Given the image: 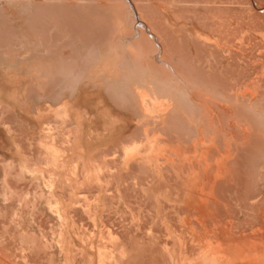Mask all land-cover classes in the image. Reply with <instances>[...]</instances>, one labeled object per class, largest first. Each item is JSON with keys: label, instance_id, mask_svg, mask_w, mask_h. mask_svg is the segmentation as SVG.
Instances as JSON below:
<instances>
[{"label": "rangeland", "instance_id": "374dc122", "mask_svg": "<svg viewBox=\"0 0 264 264\" xmlns=\"http://www.w3.org/2000/svg\"><path fill=\"white\" fill-rule=\"evenodd\" d=\"M130 2L132 5L125 0H0V264H32L23 260V256H25L23 254L26 253V250H28L30 244L33 242H19V123L49 121L54 123L53 127L58 128L55 125L57 121H60L63 122V125L67 126L69 124L67 119L62 116L58 117L55 110L61 106L69 110L72 104L81 109L82 112L84 109L86 110V106H89L86 115L89 117L93 116L95 108L98 106L97 88L92 86L91 83L94 77L92 73L94 72L92 71L93 68H99L98 71L100 72L102 66L107 65L105 67L106 71L102 72L104 73L103 76H100L99 72L96 74L98 79H103L110 73L109 70L112 68V62L116 65L120 62L117 67L121 65L119 69L121 67L123 69L125 64L132 66V60L139 61L150 67L153 73L155 72L154 75H151L153 77L149 75L150 78H148V74L142 73L140 76L138 74L141 71L127 66L131 68L130 70L133 69L131 73L137 80L134 79L135 84H140L139 80L143 78L142 76H146L150 79L146 86L148 89L152 86V89L159 97L163 98L164 96V99L169 97L178 103L180 102L179 105L182 108L180 107L175 117L173 116V120H171V117L168 120V122L170 121L171 128L168 126L169 123H167V128L164 126L163 128L158 121L152 123L151 126L149 125L150 129H154V126L157 129H154L155 131L153 129L152 131L149 130L151 134L164 132L169 137V140L179 137L180 146L183 145L182 147L185 150L187 149V154L183 152L180 157L189 156V151L191 152L192 148L195 149L194 158H197L201 153H207L204 147L208 142V136H205L206 139L203 137L205 133H202L203 128L205 126L204 131H206L205 135H207L210 128L207 127L209 126L208 124H210L211 120L212 123L214 122L215 113L212 106H216V111L220 110V108L226 106L225 104H227L228 99L218 96L222 94L218 90L222 88L233 89L235 90L234 94L237 95V99L242 101L264 99L262 97H247L248 94H258L254 91L255 88L264 89V0H131ZM137 13L140 15L141 20L146 21V23L148 22L147 24L151 27L157 39L155 37L152 39L150 34L142 31L139 35L140 20ZM154 43H159L161 49H158ZM165 59L166 61L170 59L167 62H170L171 65H177L175 62H178L179 60L177 59H180L183 63L184 76L187 82L190 84L196 82L195 84H197V88L199 87L200 91H198L200 94L195 92L197 99L202 95L199 97L198 102H196L197 109L193 108L192 110V105L187 94L179 93L175 86L170 84L171 81L169 80L173 77V74L171 71H164ZM186 64H189L190 67ZM208 64L213 71H210ZM222 67L223 70H221ZM162 78L164 80L159 84V79ZM78 79L81 81H78ZM151 79L153 80L151 81ZM115 86L104 81L102 94L106 96V100L109 97L116 100L118 99L117 96L122 94H126L128 99L132 96L133 101L129 99L130 108L128 106L126 111L117 115L122 117V120L130 118L132 124L137 119L142 118L141 121H143L144 117L145 122H140L136 126V128L139 126L138 131H140H136V137L140 138L139 140L136 138V140L140 141L143 138L142 134H140L143 123L150 124L149 120L153 122V119H150V116L141 112L142 109H139L136 104L132 105V103H135L132 93L135 92H132L127 87H123L124 91L121 92V87ZM112 87H114L113 90L117 88L118 91L112 90L113 93L111 91ZM72 95L77 96L79 100L73 102L70 99ZM201 97L202 99H200ZM95 104L96 106H94ZM134 105L136 108L133 107ZM132 107L133 109H131ZM137 108L139 111L138 115L141 113V116H135ZM204 109L205 111H203ZM115 110L119 112V109ZM209 111L213 114L211 117L208 115L211 114L208 113ZM220 111L224 112L222 109ZM130 113H134L132 114L133 116H130ZM200 113L201 115L203 114L202 120L200 119ZM141 123L142 126H140ZM132 124H129V129ZM213 124H210V126ZM215 124L217 125V120ZM215 124L214 126H216ZM214 126H211V128L218 129L219 127L216 128ZM68 127L69 125L59 129L63 128L62 131H64ZM173 129L179 133V136L173 134ZM46 131L47 129H45ZM55 131L58 132L57 130ZM196 135L198 136L197 139H195ZM61 137L63 136L61 135ZM61 137L57 135L59 140L56 139V142L58 141V144L65 146L66 151L59 157H64V162L67 160L69 164L68 140ZM217 138V140L220 139L219 137ZM198 143L200 144L199 146ZM197 148H200L198 149V155H196ZM221 163L218 160L216 161L217 169L221 167ZM185 164L181 161V165L176 171L177 173L171 171H168L167 175L164 173L166 179L169 177V181L173 175L176 178L174 181V178L172 179L171 177L174 184L178 183L173 188L179 189V181L182 180V177H177L175 174L181 175L182 167ZM199 164H201L199 168L205 167L203 162ZM194 167L198 168V165H194ZM185 168L187 169H184L183 172L189 169L188 166ZM102 178L100 177L101 180ZM178 178L181 180H178ZM96 179L95 181L97 182ZM148 179L144 178L143 185L146 184V187L149 184L147 182ZM96 182L95 184L99 191H97L98 201L95 203L96 205L99 203L102 207L97 205V210L95 209L97 208L96 205L93 207L97 217V220H94L95 224L92 220H82L81 224L73 225L75 226L74 229L67 230L66 232H70L75 238L76 235H79L81 238H79L80 240L75 239L73 240L74 242H70L71 246H66L67 249L65 247L63 252L57 245L55 248L56 241L53 242L54 254H56L52 257L53 261H55L52 264H58L57 262L59 264H64V262L65 264H112L110 261H101L96 253V246L100 243L104 247V252H111L113 244H117V242L110 239L109 235L111 233L119 234L121 242L125 244V249L129 253L128 256L131 258L130 260L119 258L118 252H116L114 254H116L118 264H122L123 260V264H175L173 258L178 256H171L173 254L184 252L187 258H195L201 251L213 254L218 249L216 247L217 244L227 242L223 240L224 238H238L240 236H249L246 237L244 243L253 244L251 246L252 251L250 250L251 248L249 249L250 255L253 258H257V256L253 255L252 252H256V255L257 251L264 254V243H262V241L264 242V220H254L251 223L249 221L247 230L242 234H228V232L220 231L216 235H213V227L207 224V219H199L196 209H187L181 206L179 210L178 207L174 209L170 207V210L168 207L170 205L163 201L160 204L167 211L170 210L169 216L171 215L172 220H131L129 209L123 203L118 205V210L111 208V196L106 190L101 192V189H104L107 184L105 186V182L104 185L102 183V188ZM173 183H170L171 187ZM153 185V188H160L158 183H154ZM183 186L180 184L179 190L187 189V187L190 188L189 186L183 188ZM164 187L171 188L169 186ZM194 188L206 189L207 187H202L201 185V187ZM104 192L105 195H108V200H105L104 194H100ZM124 198L127 203L131 201L132 204L133 202L135 208H141V212L153 210L154 205L158 204V199H160L159 197H152L151 200L147 201L142 196V192H140V197L127 194ZM141 200H143L142 203ZM139 203L140 205L142 204L141 207L136 205ZM116 211L119 217L122 216L124 219L122 220L121 218L120 224L113 228L111 220L104 219H107L112 213L115 214ZM81 213L87 215L82 209ZM185 216H188L190 220L182 221ZM67 221L72 226V220ZM85 221H89L90 225L87 223L83 224ZM148 221L150 224H148ZM52 222H56L53 225V231L59 232V220H52ZM187 226H189V230ZM148 227H153L150 236L146 233ZM109 228L112 230H109ZM192 234H194V237ZM157 235L161 237L159 238ZM89 236H93L94 238L89 239ZM98 237L100 238L99 240ZM261 238L262 240H260ZM247 239L250 241L248 240V242ZM229 241L232 242L234 240ZM92 242V246L86 245ZM44 243L46 244V242ZM255 244H258V246ZM84 245H86V248L83 247ZM68 251H70L71 256L65 255V252L69 254ZM237 251L240 256L247 253L246 249H237ZM148 252H151L153 256H148ZM231 252L234 251L231 250ZM132 253L135 255L132 256ZM61 257L63 260L61 259L60 261ZM197 263L195 262V264ZM232 264L242 263L237 262ZM250 264H253V262ZM254 264L262 263L255 262Z\"/></svg>", "mask_w": 264, "mask_h": 264}, {"label": "bare ground", "instance_id": "6f19581e", "mask_svg": "<svg viewBox=\"0 0 264 264\" xmlns=\"http://www.w3.org/2000/svg\"><path fill=\"white\" fill-rule=\"evenodd\" d=\"M126 2H129L130 4H131V0H125ZM132 5V4H131ZM137 16H138V19L140 20V31H139V35L141 34V31L142 32H146V34H150L151 36L150 37H152V39H153V37H155V39H157V37L155 36V34H153V32H152V29H151V27L146 23V21H144V20H141V17H140V15L137 13ZM155 44V46L158 48V49H161V46H160V44L159 43H154ZM159 52H161V51H159ZM118 59V58H117ZM137 59V58H136ZM170 60V59H169ZM169 60H167V61H169ZM177 60H179L178 62H175V61H173V62H175V63H177V65L175 64V65H171L170 64V62H167L166 61V59H165V61H164V66H163V69H164V71H166L167 72V70L168 71H171L172 72V76L173 77H171L170 78V80L169 81H171L170 82V84L171 85H173V86H175V88H176V90H178L179 91V93L181 92V94H187L188 95V99H189V101H190V103H191V105H192V110H193V108L195 109L197 106H196V102H198V99H199V97L200 96H202V95H200L199 97H198V99H197V95L195 94V92H197V94H200V93H198V91H199V87L197 88V84H195V83H193V84H190L189 82H187V80H186V77L184 76V73H185V71H184V68H183V66H182V62H181V60L180 59H177ZM211 60V59H210ZM113 61H114V59H113ZM131 61V60H130ZM112 62V61H111ZM111 62H109V63H111ZM116 63V62H115ZM120 63V62H119ZM119 63L117 64V65H119ZM125 63V62H124ZM133 63V64H132ZM172 63V62H171ZM107 64V63H106ZM131 64H132V66L129 64V65H126V67L124 68V66H123V69H122V67L119 69V67L121 66H118L117 67V65L116 64H114V62H112V68H110V70H109V72L110 73H108L107 75H106V77H104L103 79H98V77L96 76V74H98V69L99 68H93V70H92V68H91V70L92 71H94V72H92L93 73V78H92V80H91V83H92V86H94V87H96L97 88V90H96V93H97V103H98V106H97V108H95V114L93 115V116H91V117H89V116H87L86 115V113L88 112V107L89 106H86V110L84 109H82L83 110V112L81 111V109H79L77 106H75V105H73L72 104V107L69 109V110H66L65 109V107L64 106H61V107H59L58 109H56L55 110V113L57 114V116L58 117H63V118H66L67 119V121H68V125H69V127L68 128H66L67 130H64V131H62V129L63 128H65V127H67V126H65V125H63L62 123L63 122H60V121H57V123H56V125L55 126H57L58 128H56V127H52V125H49L48 126V128H47V133H48V135H49V137L51 138V141H53V142H50V144L48 145V146H54L53 144H55V142H56V139H58L57 138V135H59L60 137H61V135L63 136V137H61V138H65V139H67L68 140V144H67V146H68V156L70 157L69 159V165H70V167L68 166V168L71 170V174L74 176L72 179L73 180H77V178L75 177V176H79V172H80V174H81V180L79 181V180H77L79 183L77 184V181L75 180L74 181V183H76L77 184V186L78 185H87V184H89V186H91L92 187V185L94 184L93 183V180L95 181V179L97 180V182H98V184L100 185V186H102V183H103V185H104V182H105V186H106V184H107V188H108V186H110V185H112L111 183L113 182V180L116 182V185H115V190H116V193H117V198H118V205L120 204V203H123L124 204V206H126L128 209H129V212H130V214H131V220H172V218H171V215L169 216V211L171 210V208H176V207H178V210H179V208L181 207V206H183V207H185V208H187V209H190V208H193V209H196L197 210V212H198V215H199V219L200 220H208V218H209V215H210V217L212 216V209H211V201H210V195H209V193H208V191L207 190H202V189H200V190H198V191H194V190H179L180 189V183H179V189L177 190L176 188H173V187H175L174 185L176 184H174L173 182H172V179L174 178V181H175V177H174V175H173V177H172V179H171V177H170V181L168 180L169 179V177H167L168 179H166V176H164V173L166 174L168 171H171V172H176L178 169H179V166L181 165V161L182 162H184V164L185 163H187V164H185L186 166H188V168H189V171L191 172V175L189 174L187 177H186V179H188V181H189V179H191V181H195V179H197V176L195 175L196 174V172H195V170H194V165H198V169H205V172H206V169L208 168V160H207V158L209 157H207L206 158V153H201L200 155H198L199 153H198V149H200V148H197V153H196V155H198V157L196 158H194V156H195V149L194 148H192V150H191V152L189 151V153L190 154H188L189 156H184V157H180V155H182L183 154V152L184 153H186L187 154V149L185 150L184 149V147H182L183 145H181L180 146V144H179V140L180 139H178L179 137H177V138H173L172 140H169L168 138V136L164 133V132H156V134H151V132L150 131H152V129L153 128H151L150 129V127H149V125L151 126L152 125V123H156L157 121H158V123L163 127H166L167 125V120H170L171 118V120H173V116L175 117V114L180 110V105H179V103L178 102H176L174 99H171V98H165L164 99V96H163V98H161V96L159 97L155 92H154V90L152 89V86H150L149 88L151 89H148L146 86L148 85V83H149V81H150V79H148V78H150V76L151 75H154L155 74V72L153 73V71L151 70V68L150 67H147L146 65H144L143 63H141V62H137V61H134V60H132V62H131ZM191 64V63H190ZM200 64V63H199ZM98 65V64H97ZM187 65V64H186ZM209 65V64H208ZM212 65V64H211ZM107 66V65H106ZM106 66H102V70L99 72V74H100V76H103L104 75V73H102L104 70H105V67ZM110 66V65H109ZM108 66V67H109ZM127 66H131V68L133 67L135 70H138V71H141L138 75H142V73H144L145 75H147L148 74V78L145 76H142L143 78H141L140 80H139V82H140V84H135L134 83V75L131 73V72H133L132 70H130L131 68H129V67H127ZM184 66H185V64H184ZM187 66H189L190 67V65L188 64ZM107 67V68H108ZM106 68V69H107ZM185 68H187V67H185ZM195 68V67H194ZM194 68H193V70H194ZM201 68V67H200ZM205 68H206V66H205ZM214 68V67H213ZM189 70H190V68H188ZM209 69H210V71L212 70L211 68H210V65H209ZM208 69V70H209ZM187 70V69H186ZM206 70V69H205ZM221 70H223V67L221 68ZM220 70V71H221ZM106 71V70H105ZM213 71V70H212ZM135 72V71H134ZM205 72V71H204ZM203 72V73H204ZM207 72V71H206ZM209 72V71H208ZM186 73H188V72H186ZM200 73V72H199ZM202 73V72H201ZM210 73V72H209ZM221 73H223V72H221ZM143 74V75H144ZM211 74V73H210ZM215 74V73H214ZM80 75V74H79ZM89 75H91V74H89ZM88 75V76H89ZM140 75V76H141ZM165 75V74H164ZM74 76V75H73ZM92 76V75H91ZM132 76V77H131ZM156 76V75H155ZM151 77H153V76H151ZM209 77V76H208ZM211 77V76H210ZM75 78V77H74ZM78 78V77H77ZM164 78H166V77H164ZM205 78V77H204ZM81 79V78H80ZM80 79H78V81L80 80ZM154 79V78H153ZM153 79H151V81L153 80ZM73 80V79H72ZM77 80V79H76ZM87 80H88V77H87ZM136 80V79H135ZM162 80H164L163 78L162 79H159V84L162 82ZM167 80V79H166ZM81 81V80H80ZM86 81V80H85ZM84 81V82H85ZM104 81H106L107 83H109V84H111L112 86H114V87H116L115 85H117V87L119 88V87H121V92L122 91H124V89H123V87H127V88H129L130 90H132V92H135V93H132L133 95H134V99H135V103H132V105L133 104H136V106L137 107H139V109H142V111L141 112H143L144 114H146V115H148V116H150L149 118L150 119H153V122H151L152 120H149L150 121V124H144L143 123V127H142V132L140 133V134H142L141 136L143 137L140 141H138L140 138H137L136 137V134H134V130L132 129V128H130L129 129V124H131L130 122H131V119L129 118V116H128V120H126V119H123L122 120V117H119L117 114L119 113H123L124 111H126L128 108V106H129V99H131L130 101H133V99L130 97L129 99H128V97L126 96V94H122V95H118L117 97H118V99H112V97H109V98H111V99H109L108 98V100L110 101H108V100H106V96L105 95H103L102 94V88H103V86H104ZM137 81V80H136ZM135 81V82H136ZM74 82V81H73ZM76 82V81H75ZM89 82V81H88ZM126 82V83H125ZM156 82V81H155ZM217 82V81H216ZM166 83V82H165ZM169 83V82H168ZM168 83H167V85H168ZM77 84H78V82H77ZM121 86H120V85ZM125 84H126V86H125ZM254 84H256L255 82H254ZM87 85V84H86ZM158 85V84H157ZM166 85V86H167ZM85 86V85H84ZM83 86V87H84ZM129 86V87H128ZM164 86V85H163ZM170 86V85H169ZM173 86H171V87H173ZM255 86V85H254ZM80 87V86H79ZM82 87V86H81ZM86 87V86H85ZM94 87H92V88H94ZM114 87H112V89H111V91L114 89ZM127 88H125V89H127ZM117 88H115V90H113V91H118V89L116 90ZM254 89V88H253ZM256 89V88H255ZM255 89H254V91H255ZM79 90H81V89H79ZM78 90V91H79ZM221 90H223V88L221 89ZM257 90V89H256ZM109 91V90H108ZM112 91V92H113ZM76 92V91H75ZM119 92H120V90H119ZM127 92V91H126ZM200 92V91H199ZM222 92V91H221ZM224 92V91H223ZM252 92V91H251ZM79 93V92H78ZM114 93V92H113ZM117 93V92H116ZM124 93V92H123ZM74 94H76V93H74ZM167 95V94H166ZM169 95V94H168ZM253 95H254V93H253ZM71 96V95H70ZM166 97V96H165ZM193 97V98H192ZM207 97V96H206ZM208 98V97H207ZM211 98V97H210ZM239 98V97H238ZM62 99V98H61ZM70 99H72V101L73 102H76V101H78L79 100V98L77 97V96H73L72 95V98H70ZM200 99H202V97L200 98ZM212 99V98H211ZM240 99V98H239ZM119 100V101H118ZM204 100H206V99H204ZM209 100V99H208ZM118 101V102H117ZM201 101V100H200ZM203 101V100H202ZM238 101V100H237ZM63 103V102H62ZM84 103V102H83ZM234 104H235V102H233ZM64 104V103H63ZM65 105V104H64ZM131 105V106H132ZM225 105H227V104H225ZM237 105V104H236ZM235 105V106H236ZM94 106H96V104L94 105ZM136 106L134 105L133 107H135L136 108ZM201 106V105H200ZM220 106H223V105H220ZM69 107V106H68ZM92 107H93V105H92ZM117 107V108H116ZM133 107L131 108V109H133ZM219 107V106H218ZM229 107V110L228 111H230L231 110V114H232V109L233 108H231V106H228ZM228 107H223V108H220V110L222 109L223 111H226V110H224V108H226V109H228ZM234 107V106H233ZM129 108H130V106H129ZM182 108V107H181ZM115 109H119V112H117ZM130 109V110H131ZM197 109V108H196ZM203 109V108H202ZM238 109V108H237ZM129 110V111H130ZM137 110V111H136ZM135 111L137 112V114H135V116L137 115V116H139L138 115V108L136 109ZM92 111H93V109H92ZM129 111H127V112H129ZM203 111H205V109L203 110ZM208 111V110H207ZM235 111V110H234ZM233 111V112H234ZM131 112H132V110H131ZM201 113H205V112H201ZM201 113H200V115H201ZM208 113H211V114H208ZM208 113H206V114H208L209 115V117H211V115H213L212 114V112L211 111H209ZM215 113V112H214ZM226 114H227V111L225 112ZM230 113V112H229ZM235 113L236 112H234L233 114H232V116L234 117L235 116ZM131 114V113H130ZM132 114H134V113H132ZM130 115V116H133V115ZM222 114H223V112H222ZM239 114V113H238ZM216 114H214V116H215ZM218 115V114H217ZM221 115V114H220ZM224 115V114H223ZM122 116V115H121ZM141 116V115H140ZM142 116H144L143 114H142ZM219 116V115H218ZM123 117H125V116H123ZM171 117V118H170ZM208 117V118H209ZM216 117V116H215ZM126 118V117H125ZM148 118V117H147ZM169 118V119H168ZM203 119V114L201 115V117H200V119ZM218 118H220V116L218 117ZM222 118V117H221ZM237 118V117H236ZM132 119H134L133 117H132ZM201 119V120H202ZM216 119L217 118H213V123L215 124V122H216ZM223 119V118H222ZM142 120V118L141 119H137L135 122H134V124H135V126H137V124L139 125V123L140 122H143L144 121V117H143V121H141ZM175 120V119H174ZM211 120V119H210ZM209 120V121H210ZM221 119H219V121H220ZM134 121V120H133ZM149 121H147V122H149ZM199 121V120H198ZM234 121L236 122V119H235V117H234ZM145 122V121H144ZM170 122V121H169ZM168 122V123H169ZM66 123V122H65ZM212 123V120L210 121V124H213ZM210 124H208L209 126H207V127H210L211 128V126H214V124L213 125H211L210 126ZM233 124H234V122H233ZM84 125H86L85 127H84ZM157 125V124H156ZM216 125V124H215ZM220 125H221V121H220ZM220 125H219V122H218V120H217V125L216 126H214V127H218V129L220 128ZM46 126V125H45ZM140 126H142V123H141V125ZM159 126V125H158ZM169 127H170V123H169V125H168ZM197 126V125H196ZM61 127H63L61 130L59 129V128H61ZM163 127V128H164ZM46 128V127H45ZM45 128H44V130H45ZM134 128V127H133ZM141 128V127H140ZM167 128V127H166ZM165 128V129H166ZM171 128V127H170ZM197 128H199V127H197ZM204 128H205V126H204ZM204 128H203V132H202V130H201V132L202 133H206V131H204ZM209 128V129H210ZM221 128H222V125H221ZM221 128L219 129V130H221ZM246 128V127H245ZM154 129H155V126H154ZM153 129V131H155V130H157V129H155L154 130ZM218 129H215L214 128V130H216V132H217V130ZM55 130H57L58 132H56ZM139 130V126H138V128H136V131H138ZM150 130V131H149ZM211 130H213V127L211 128ZM213 130V131H214ZM162 131V130H161ZM176 131V130H175ZM174 131V129H173V134H175V135H177V136H179V133H177V132H175ZM213 131H208V133L210 132V134H215V132H213ZM60 132V133H59ZM138 132H140V131H138ZM172 132V131H171ZM213 132V133H212ZM222 132V130L218 133L217 132V135H221V136H223V133H221ZM153 133V132H152ZM205 133L203 134V137L205 138V136H207V135H205ZM55 134H57V135H55ZM193 134H195V133H193ZM192 134V135H193ZM181 135V134H180ZM186 135V134H185ZM191 135V136H192ZM197 135H199L198 133H197ZM195 136V139H197L198 138V136ZM217 135H214V138L213 139H218L217 137H219V136H217ZM210 136V135H209ZM215 136H216V138H215ZM220 136V137H221ZM45 137V136H44ZM134 137H136L138 140H136V138H134ZM139 137V136H138ZM176 137V136H175ZM211 137V136H210ZM123 139H126V140H124L123 141ZM206 139V138H205ZM208 141L210 142L211 140V138H209L208 137ZM222 138H220V140H221ZM45 140V139H44ZM59 140V139H58ZM216 140H214V141H216ZM219 140V141H220ZM128 141V142H127ZM160 141V142H159ZM197 141V140H196ZM207 141V140H206ZM213 141V142H214ZM218 141V142H219ZM58 142V141H57ZM56 142V144H58ZM60 142V141H59ZM117 142H119L118 143V145H115V143L117 144ZM181 142V141H180ZM195 142V141H194ZM209 142H207V144H205V150H207V146H209L210 145V147H211V144L209 143ZM212 142V144H216V143H213ZM49 142L47 141V144H48ZM65 143H67V142H65ZM109 143H114L113 144V146L115 145V148L113 149V151L111 152V153H107L106 152V148H107V150H108V144ZM196 143V142H195ZM208 143H209V145H208ZM47 144H45V146L47 145ZM183 144V143H182ZM43 145V144H42ZM196 145V144H195ZM200 144L198 143V146H199ZM217 145V147H219L218 146V144H216ZM47 147V146H46ZM58 147H59V144H58ZM188 147V146H187ZM186 147V148H187ZM45 148V147H44ZM48 149L50 148V147H47ZM52 148V147H51ZM50 148V149H51ZM54 148V147H53ZM52 148V149H53ZM56 148V147H55ZM53 149V151L52 152H54V155H56L57 153H58V156H61L59 153L60 152H57L58 151V149ZM202 148H203V146H202ZM203 148V149H204ZM211 148H214V146L213 147H211ZM47 149V150H48ZM57 150V151H56ZM60 151H61V149H59ZM63 150V149H62ZM188 150H189V147H188ZM210 150H212V149H210ZM51 151V150H50ZM50 151H48V152H50ZM186 151V152H185ZM202 151V150H201ZM213 152L215 153L216 151H214L213 150ZM220 152H221V150H220ZM208 153H209V151H208ZM217 153V152H216ZM51 154V153H50ZM52 155H53V153H52ZM53 155V156H54ZM63 155H67V154H63ZM57 156V162L60 160L59 159V157ZM214 155H212V157H213ZM66 158H67V156H65ZM218 157H219V155H218ZM218 157H216V158H218ZM62 158V157H61ZM64 158V157H63ZM214 158V157H213ZM54 160V159H53ZM210 160V159H209ZM22 161V160H21ZM25 161V160H24ZM46 161H48V160H46ZM63 161V160H62ZM54 162H55V160H54ZM200 162H203L204 163V168H199L200 166L199 165H201V164H199ZM22 163V162H21ZM27 163V162H26ZM47 163V162H46ZM50 164V163H49ZM49 164H47V167H48V169L52 172L53 171V169H57L56 168V166L55 167H50V166H48ZM66 164L68 165V163H67V160H66ZM65 164V165H66ZM21 165V164H20ZM25 165V164H24ZM52 165V164H51ZM64 165V164H63ZM64 165V166H65ZM66 165V166H67ZM183 165V164H182ZM184 165V166H185ZM26 166H28V165H26ZM41 166V165H40ZM45 166V167H44ZM43 167H44V169H45V172H46V165H44ZM53 166V165H52ZM183 166V167H184ZM185 166V167H186ZM23 167V166H22ZM182 167V173H183V170L184 169H187V168H183ZM25 168V167H24ZM24 168H23V170H24ZM28 168H31L30 166L28 167ZM50 168H52V169H50ZM181 168V167H180ZM26 169V168H25ZM33 169H34V167H33ZM33 169H32V172H35V171H33ZM44 169H43V172H44ZM197 169V170H198ZM29 171L31 170V169H28ZM48 170V171H49ZM57 170H61V169H57ZM58 172V171H57ZM56 171H55V173H57ZM60 172V171H59ZM58 172V173H59ZM65 172V171H64ZM66 172H69V171H66ZM78 172V173H77ZM179 172V171H178ZM47 173V172H46ZM53 173V172H52ZM52 173H51V175H52ZM177 173V172H176ZM180 173V172H179ZM181 173V174H182ZM219 173V172H218ZM33 174V173H32ZM31 174V175H32ZM60 174H62V171L60 172ZM78 174V175H77ZM104 174V176L105 177H107L106 178V180L105 181H102L101 179H100V177H102V176H100V175H103ZM149 174L151 175V179L150 180H152V184L148 187H144L146 184H144V186L142 185L143 183H141V180L143 179V177L145 176V177H147V176H149ZM174 174V173H173ZM48 175V174H47ZM64 175V174H63ZM67 175L69 176V174L67 173ZM167 175V174H166ZM171 175V174H170ZM175 175H177V177H179L180 176V178L182 177L180 174H179V176H178V174H175ZM199 175V174H198ZM56 176H58V174H56ZM66 176V175H65ZM60 177V176H59ZM95 178V179H94ZM180 178H178V180L180 179ZM212 178V177H211ZM53 179H54V176H53ZM60 180H62V179H60ZM65 180H67V179H65ZM100 180H101V182H100ZM110 180H112V182L111 183H109L110 182ZM68 181H70L71 182V179L70 180H68ZM173 183V184H171L172 185V187L170 186V183ZM216 181V180H215ZM214 181V182H215ZM43 182H45V180L43 181ZM56 182V181H55ZM62 182V181H61ZM96 182V181H95ZM96 182V183H97ZM147 182H148V180H147ZM146 182V183H147ZM176 182H177V180H176ZM183 183L185 182L184 181V179H183V181H182ZM52 183H54V181L52 182L51 181V186H52ZM91 183H93V184H91ZM114 183V182H113ZM154 183H158L159 184V186L160 185H166V186H169V187H171V188H165L164 186H162L163 187V189H161V188H159V186H158V188L159 189H156V188H153L154 187ZM188 183V182H187ZM189 183H190V181H189ZM216 183V182H215ZM45 184H47V183H45ZM50 184V183H49ZM57 184V183H56ZM71 184H73V183H71ZM91 184V185H90ZM110 184V185H109ZM192 184H194V182H192ZM191 184V185H192ZM54 185V184H53ZM153 185V186H152ZM176 185H178V183L176 184ZM182 185V184H181ZM184 185V184H183ZM188 185V184H187ZM195 185V184H194ZM202 185V184H201ZM213 184H211V186H212ZM47 186V185H46ZM60 185H57V188L59 187ZM88 185L86 186L87 188L86 189H88L87 191H89L90 190V187H89ZM94 187H95V185H93ZM189 186H190V184H189ZM204 186V185H203ZM210 186V187H211ZM56 187V186H55ZM75 187V186H74ZM79 187V186H78ZM77 187V188H78ZM85 187V186H84ZM97 187V186H96ZM105 187V188H106ZM182 187V186H181ZM186 188V186H183V188ZM46 188H48V187H46ZM49 188H51V193L50 194H52V196H54V194H53V192H52V188H54L53 186L52 187H50L49 186ZM48 188V189H49ZM64 188V187H63ZM72 188V187H71ZM76 188V187H75ZM80 188V187H79ZM78 188V189H79ZM102 188H103V186H102ZM101 189V192L103 191V190H106V189ZM110 188V187H109ZM153 188V189H152ZM188 188V187H187ZM191 188V187H190ZM189 188V189H190ZM194 187L192 186V189H193ZM77 189V190H78ZM83 189V188H82ZM85 189V188H84ZM86 189H85V191H86ZM111 189V188H110ZM195 189V188H194ZM57 190V189H56ZM59 190H60V188H59ZM63 190V189H62ZM66 190H68V186H67V189ZM73 190H74V188H73ZM137 190H140V192H142V196H144V198L145 199H147V201L148 200H151V198L152 197H159L160 199H158L159 200V202H158V204H160V202L162 203V201L165 203V202H167L168 203V205H170V206H168L169 208H170V210H166L165 208H163V206L160 204V205H158V204H156V205H154V207H153V210H148V211H143V212H141L140 211V209L139 208H135V206L133 205V202H132V204H131V201H129L128 203L127 202H125V196L128 194V193H126V192H128V191H130V192H132L133 193V195H135V196H138V197H140V193H139V191L138 192H136ZM43 191V190H42ZM86 191V192H87ZM91 191H93V190H91ZM99 191V190H98ZM112 191V190H111ZM110 191V192H111ZM134 191H135V193H134ZM57 192V191H56ZM56 192H54V193H56ZM62 192V191H61ZM90 192V191H89ZM94 192V191H93ZM46 193V191L44 192V194ZM70 193V192H69ZM90 193H92V192H90ZM108 193V192H107ZM57 194V193H56ZM71 194V193H70ZM101 195L102 194H104V196L106 197V199L105 200H108L107 199V197H108V195L106 194L105 195V192L104 193H100ZM115 193L113 192V194H112V197H113V195H114ZM49 195V194H48ZM59 195V194H58ZM57 195V196H58ZM63 195V194H62ZM79 195V194H78ZM109 195H111L110 193H109ZM132 195V194H131ZM41 197L42 196H44V195H40ZM49 196H51V195H49ZM115 196L116 195H114V197L113 198H115ZM59 197V196H58ZM61 197V196H60ZM79 197V196H78ZM98 197V196H97ZM102 197V196H101ZM143 198V200H145ZM256 198V197H255ZM41 199V198H40ZM53 199H55V198H53ZM56 199H58V198H56ZM60 199V198H59ZM59 199H58V201H59ZM62 199V198H61ZM66 199H68V198H66ZM69 199H70V196H69ZM74 199V198H73ZM76 199H77V196H76ZM79 200L81 199V203H79V200H76V202H70V203H73L72 204V206L73 207H78V205H80L81 207H82V210L84 211V213H86L87 215H88V217H89V221H91L92 220V222L94 223L95 221H94V217L92 216V208L96 205V201H98V199L96 198H94L93 200H91V198H89V194H83V195H81V197H79L78 198ZM75 200V199H74ZM115 201H116V198L114 199ZM114 200H113V203H114ZM143 200H141V203H142V201ZM155 200V199H154ZM260 200V199H259ZM57 201V200H56ZM62 201V200H61ZM78 201V202H77ZM128 201V200H127ZM136 201H137V199H136ZM258 201V200H257ZM96 202V203H95ZM105 202V201H104ZM138 202V201H137ZM259 203H260V201H258ZM21 203V202H20ZM19 203V204H20ZM55 203H58V202H55ZM63 203H66V201H63ZM69 203V202H68ZM112 203V204H113ZM146 203V202H145ZM151 203V202H150ZM156 203H157V201H156ZM163 203V205H165ZM252 203V202H251ZM255 203V202H254ZM253 203V204H254ZM258 203V204H259ZM76 204H78V205H76ZM153 204H155V203H153ZM58 205V204H57ZM60 205H61V203H60ZM63 205V204H62ZM66 205H68V204H66ZM65 205V206H66ZM98 206H101V205H99V203L97 204ZM97 205H96V207H97ZM132 205V206H131ZM138 207H141L142 206V204L140 205V203L139 204H136ZM264 205V204H263ZM49 206H50V208H51V206L52 205H50L49 204ZM64 206V205H63ZM134 206V207H133ZM145 206H146V204H145ZM249 206H251V205H249ZM257 207V203L254 205V207ZM62 207V206H61ZM102 207V206H101ZM112 207V206H111ZM114 207V206H113ZM254 207L252 208V209H254ZM260 205H259V209H260ZM66 208H68V207H66ZM65 208V209H66ZM80 208V207H79ZM108 208V207H107ZM168 208V209H169ZM250 207H249V210L251 209ZM263 208V207H262ZM261 208V209H262ZM52 209H54V212H55V214H56V216L59 218V222H60V225H59V235L57 236V240H56V242L53 240L54 238H52L51 239V242H52V240L55 242V248H56V245L60 248V249H62V252H63V249H65V247L66 246H71L70 244V240H71V238H70V240L68 241V239H67V241H65L66 239V237H63L64 235H62V232L64 233H66V231L68 230V229H74V227L75 226H73V225H76L74 222H73V220H72V222L71 223H73L72 224V226H70V224L68 223V221L67 220H69V219H67L66 220V218L68 217H64L65 218V220H62L61 219V215H62V210H59V209H57V208H54V207H52L51 208V210ZM74 209V208H73ZM72 209V210H73ZM76 209V208H75ZM78 209V208H77ZM96 210L98 209V207L97 208H95ZM251 209V210H252ZM256 209L257 208H255L254 209V211H256ZM50 210V209H49ZM79 210V209H78ZM94 210V209H93ZM106 210H108V209H106ZM105 210V211H106ZM118 210V209H117ZM142 210H144V209H142ZM178 210H177V212H178ZM250 210V211H251ZM66 211V210H65ZM68 211H71V209L70 210H68ZM173 211H175V210H173ZM248 211V210H247ZM64 212V211H63ZM95 212V211H94ZM97 212V211H96ZM107 212V211H106ZM105 212V213H106ZM109 212H111V211H109ZM176 212V211H175ZM180 212V211H179ZM252 212V211H251ZM71 213H73L72 211H71ZM105 213H103V214H105ZM182 213H183V210H182ZM248 213V212H247ZM254 213V214H253ZM253 213H251V214H253V215H255L256 213L255 212H253ZM64 214H66V213H64ZM63 214V215H64ZM74 214V213H73ZM71 215V216H73V217H75V215ZM76 214H77V211H76ZM95 214V213H94ZM106 214H108V213H106ZM105 214V215H106ZM110 214V213H109ZM117 214H118V212H117ZM171 214V213H170ZM250 214V213H249ZM260 213H258V215H259ZM67 215V214H66ZM99 215V214H98ZM113 215V214H112ZM112 215H109L108 217H107V219L110 217V216H112ZM116 215V214H115ZM173 215V214H172ZM180 215V214H179ZM71 216H69V217H71ZM103 216V215H102ZM121 216V215H120ZM129 216V215H128ZM177 216V215H176ZM191 216V215H190ZM20 217V216H19ZM82 217H83V215H82ZM125 217H126V215H125ZM180 218H182L181 216H179ZM247 217V216H246ZM251 217V216H250ZM254 217V216H253ZM253 217H252V219H253ZM72 218V217H71ZM97 218V217H96ZM100 218V217H99ZM120 218H122V220L124 219L122 216L120 217ZM173 218H175V217H173ZM179 218V219H180ZM217 218V217H216ZM255 218H257V217H255ZM254 218V219H255ZM116 219H117V217H116ZM197 219V218H196ZM258 219V218H257ZM77 219H75L74 221H76ZM96 220V219H95ZM103 220V219H102ZM105 220H106V218H105ZM114 220V219H113ZM181 220V219H180ZM183 220H190L189 219V217L188 216H185L183 219H182V221ZM244 220V219H243ZM248 220H249V218H248ZM256 220V219H255ZM23 221V220H22ZM21 221V222H22ZM98 221H101V220H98ZM104 221V220H103ZM102 221V222H103ZM192 221V220H191ZM251 221H254V220H251ZM251 221H250V223H251ZM168 222V221H167ZM199 222V221H198ZM244 222H246V219H245V221ZM36 223V222H35ZM56 223V222H55ZM77 223V222H76ZM100 223V222H99ZM114 223V222H113ZM153 223V222H152ZM156 223H157V221H156ZM190 223V222H189ZM200 223V222H199ZM204 223H205V221H204ZM248 223H249V221H248ZM23 224V223H22ZM37 224V223H36ZM81 224V223H80ZM95 224V223H94ZM124 224V223H123ZM133 224V223H132ZM139 224V223H138ZM141 224H143L142 222H141ZM141 224H139V225H141ZM203 224V223H202ZM201 224V225H202ZM98 225V224H97ZM152 225V224H151ZM186 225V224H185ZM188 225V224H187ZM243 225V224H242ZM19 226H20V224H19ZM86 226V225H85ZM95 226V225H94ZM163 226V225H162ZM193 226V225H192ZM206 226V225H205ZM28 227V226H27ZM96 227V226H95ZM94 227V228H95ZM110 227V226H109ZM156 227V226H155ZM189 226H187V228H188ZM201 227H203V226H201ZM29 228V227H28ZM82 228V227H81ZM97 228H98V226H97ZM140 228V227H139ZM153 228V227H152ZM152 228H150V227H148V229H146V233L150 236L151 235V233H152V231H153V229ZM24 229V228H23ZM99 229V228H98ZM111 228H109V230H110ZM130 229V228H129ZM167 229V228H166ZM174 229V228H173ZM210 229V228H209ZM57 230V229H56ZM64 230H66V231H64ZM95 230H96V228H95ZM104 230V229H103ZM107 230H108V228H107ZM112 230V229H111ZM120 230V229H119ZM128 230V229H127ZM186 230V229H185ZM188 230H189V228H188ZM72 231V230H71ZM93 231H94V229H93ZM92 231V232H93ZM114 231V230H113ZM174 231H175V229H174ZM177 231V230H176ZM50 232H52V230L50 231ZM56 232V231H55ZM55 232H53V233H55ZM96 232V231H95ZM127 232V231H126ZM178 232V231H177ZM191 232V231H190ZM204 232H206L205 230H204ZM68 233V232H67ZM66 233V234H67ZM72 233V232H71ZM97 233H98V231H97ZM194 233H196V232H194ZM28 234V233H27ZM35 234V233H34ZM39 234V233H38ZM42 234V233H41ZM74 234V233H73ZM102 234V233H101ZM185 234V233H184ZM199 234V233H198ZM225 234H227V233H225ZM228 234H229V231H228ZM228 234H227V236H228ZM45 235H46V233H45ZM45 235H43V236H45ZM75 235H76V233H75ZM97 235V234H96ZM122 235V234H121ZM193 235V237H194V234H192ZM255 235V234H254ZM50 236V235H49ZM67 236V235H66ZM69 236H70V234H69ZM74 236V235H73ZM82 236H84V235H82ZM110 239L112 240V241H114V242H117V244L116 243H114L113 244V247L111 248L112 250H111V252H104L103 250H104V247L101 245V241L99 242L100 244H97V246H96V253L98 254V256H99V258H100V260L101 261H110V262H112V264H118L117 263V257H116V254H114V253H116V252H118V254L117 255H119L118 257L119 258H122V259H126V260H130L131 258L128 256V252L126 251V249H125V244L124 243H122L121 242V239H120V236H118L116 233L115 234H113V233H111L110 235ZM158 236V235H157ZM156 236V237H157ZM169 236V235H168ZM37 237H38V235H37ZM153 237L155 238V236H154V234H153ZM159 237V236H158ZM161 237V236H160ZM159 237V238H160ZM164 237H165V235H164ZM184 237H186L185 235H184ZM207 237V236H206ZM225 237V236H224ZM223 237V238H224ZM246 237H249V236H246ZM246 237H238V238H231V237H228V238H224L223 240L224 241H227V242H225V243H219V244H217L216 245V247L218 248V249H216L215 250V252L213 253V254H208V253H206L205 251H201V253L199 254V255H197L195 258H187V257H185L186 255H185V253L184 252H178L177 254H173V255H171V256H178V257H175V258H173V260L175 261V264H195V262H198L197 264H232V263H237V262H240V263H244V264H250V263H252L253 262V264L255 263V262H258V263H262L263 264V259H264V254L263 253H261V252H259V251H257V255H256V252H252L253 253V255H255V256H257V258H253L251 255H250V251H249V249L252 251V245L253 244H245L244 242H245V239H246ZM25 238V237H24ZM46 238H48V236L46 237ZM45 238V239H46ZM56 238V237H55ZM65 240H64V239ZM79 238H81L79 235L77 236L76 235V239H79ZM94 237L93 236H89V239H93ZM146 238V237H145ZM153 238V239H154ZM159 238H158V240H159ZM179 238H181L180 236H179ZM191 238V237H190ZM198 238V237H197ZM202 238V237H201ZM264 238V237H263ZM41 239V238H40ZM50 239V238H49ZM73 239V238H72ZM100 238L98 237V240H99ZM144 239V238H143ZM152 239V240H153ZM168 239V238H167ZM173 239V238H172ZM193 239V238H192ZM196 239V238H195ZM205 239H207V238H205ZM250 239V238H249ZM249 239H247V241L249 240ZM46 240H48V239H46ZM80 240V239H79ZM81 240H83V239H81ZM155 240H156V238H155ZM160 240H162V239H160ZM174 240V239H173ZM186 240V239H185ZM222 240V241H223ZM229 240H234V241H232V242H230ZM255 240V239H254ZM253 240V241H254ZM260 240H262V238L260 239ZM259 240V241H260ZM84 241H86V240H84ZM87 241H89V240H87ZM168 241V240H167ZM166 241V242H167ZM175 241H176V239H175ZM175 241H174V243H175ZM223 241V242H224ZM250 241V240H249ZM248 241V242H249ZM252 241V240H251ZM49 242V241H48ZM72 242V241H71ZM74 242V241H73ZM79 242V241H78ZM77 242V243H78ZM122 244H121V243ZM156 242V241H155ZM206 242V241H205ZM28 243V242H27ZM43 243H44V241H43ZM80 243V242H79ZM86 243V242H85ZM145 243V242H144ZM158 243V242H157ZM160 243V242H159ZM262 243H264L263 241H262ZM51 244V243H50ZM138 244V243H137ZM143 244V243H142ZM156 244V243H155ZM182 244H183V242H182ZM206 244H207V242H206ZM36 245V244H35ZM75 245V244H74ZM86 245H89V246H92L93 245V242L92 243H87ZM86 245H84L83 247L84 248H86L85 246ZM167 245H168V242H167ZM183 245H185V244H183ZM192 245V244H191ZM198 245H199V243H198ZM255 245H257L258 246V244H255ZM78 246H80V245H78ZM106 246V245H105ZM148 246V245H147ZM256 246V247H257ZM30 247V246H29ZM197 247V246H196ZM212 247V246H211ZM24 248V247H23ZM30 248H32V247H30ZM49 248V247H48ZM133 248H135L134 246H133ZM188 248V247H187ZM190 248V247H189ZM199 248V247H198ZM259 248H260V246H259ZM34 249V248H33ZM52 249H53V245H52ZM66 249H67V247H66ZM69 249V248H68ZM163 249H165L164 247H163ZM237 249H239V250H244V249H246L247 250V253L244 255H242V256H240V254L238 253V251H237ZM94 250V249H93ZM171 250H172V248H171ZM231 250H233L234 252H231ZM258 250V249H257ZM30 251V250H29ZM115 251V252H114ZM166 251V250H165ZM181 251V250H180ZM55 252V251H54ZM57 252H58V250H57ZM60 252V251H59ZM69 252V254H67L66 252H65V255H69V256H71L70 255V251H68ZM164 252V251H163ZM211 252V251H210ZM261 253V254H259V253ZM27 253V252H26ZM82 253V252H81ZM95 253V252H94ZM94 253H92V254H94ZM158 253H159V251H158ZM56 254V253H55ZM54 254V255H55ZM60 254V253H59ZM133 254V253H132ZM154 254V253H153ZM23 255H25V254H23ZM28 255V254H27ZM32 255V254H31ZM135 254H133L132 256H134ZM147 255L148 256H150L151 257V252H148L147 253ZM61 256H62V254H61ZM68 256V257H69ZM153 256V255H152ZM258 256H260V257H258ZM64 257V256H63ZM189 257V256H188ZM263 257V258H262ZM70 258V257H69ZM97 258V257H96ZM133 258H135V257H133ZM156 258V257H155ZM61 259L63 260V258L61 257L60 258V261H61ZM144 259V258H143ZM23 260L24 261H27L26 260V257L25 256H23ZM94 260V259H93ZM167 260V259H166ZM9 261V260H8ZM53 261V260H52ZM100 261V262H101ZM159 261V260H158ZM55 262V261H54ZM64 262V261H63ZM10 263H12V262H10ZM58 264H59V262H57ZM61 263V262H60ZM93 263V262H92ZM123 263H124V260H123ZM122 263V264H123ZM133 263V262H132ZM164 263V262H163ZM1 264H3V263H1ZM64 264H65V262H64ZM126 264V263H125ZM165 264V263H164Z\"/></svg>", "mask_w": 264, "mask_h": 264}, {"label": "crops", "instance_id": "0c3cea01", "mask_svg": "<svg viewBox=\"0 0 264 264\" xmlns=\"http://www.w3.org/2000/svg\"><path fill=\"white\" fill-rule=\"evenodd\" d=\"M218 91H222V94H219L218 96H223L224 98H228L227 105L225 107L231 106V108H233L232 110L233 111L235 110L234 112L236 113L234 117L236 119V122L234 121V117L232 116L234 112L232 111V114H231V110L228 111L229 107L228 109L225 108V110L227 111V114L225 113L226 111H224L223 112L224 115H223L222 111L215 110L216 106H212L216 114L215 115L216 117L214 116V118H217L216 120H218L219 125L221 121V125H222L221 133L224 132L223 136H221L220 134L217 135V132L219 133L221 130H217L216 132V130L214 129H213L214 131L211 129H208V131L210 132L213 131L215 132V134L212 135L210 134V132L209 133L207 132V136L211 138L210 139L211 141L210 142L208 141V142L211 144V147L214 146V148H211L208 143L209 146H207L206 158L209 156L207 158L209 162H208V168L206 169V172H205V169H198L194 167V170L196 172L195 175L197 176V179H195V181L194 180L191 181V179H189L190 181L189 183L186 177L189 174L191 175V172L188 169L186 170V172H183L181 174L182 180L180 179L181 181L179 182L182 185L184 184V186H189L190 184L189 186L191 187L190 189L187 188V189H182V190L198 191L200 189H194V188L192 189V186L201 187V184H202V187H207L206 189L203 188L202 190H207L209 195L211 196L210 201H211L212 216L210 217L209 215L207 224L213 227L212 228L213 235H216L217 232H220V231H223V232L229 231L230 234L231 233L232 234H242L247 230V227L249 224L248 221L255 220V219L256 221L264 220V205H263L264 204V99L242 101V100L237 99V95L234 94L235 90L233 89L226 88V89L218 90ZM255 92L258 94H254V95L248 94L247 97L264 98V89H257L255 90ZM233 102H235V104ZM217 114L220 116V118H218L219 116ZM219 119L221 120L219 121ZM167 123H168V120H167ZM53 124H54L53 122H49V121H41V122L32 121V122L19 123V203L21 202L19 204V216H20L19 217V224H20L19 242L20 241L33 242L30 244V247L32 248L29 247L28 250H26L27 253H25L26 260L28 262H31L32 264H52L54 262L52 261L53 260L52 257L54 255L55 250L52 249V245L54 244L53 242L57 240V236L59 235V233L53 231L54 230L53 225L55 224V222H52V220H59V218H57L54 212V209L51 210V208L54 207L59 210H62V215H61L62 220H65L64 217H67V216L68 217L66 218V220L67 219L69 220L77 219L76 221L73 220V222L78 225L79 223H81L82 220H89V217L88 215H83L81 213L82 207L80 205L76 204L78 205V207H73L72 206L73 203H70V202H76V200H79L78 198L81 197V195L83 194H89V198H91V200H93L94 198L95 199L97 198L98 189L96 187L95 181L93 180L94 184L91 183L95 185V187L93 185L91 187L89 186V184H87L90 187L89 191L92 193L87 191L88 190L86 189L87 185H78L80 187L79 188L77 186V184L79 183L77 180L79 181L81 180L80 172H79V176H75L77 178V180L75 179L77 181V184H76L74 183L75 180L72 179L74 176L71 174V170L67 167L69 166V164L68 165L66 164L67 165L66 166L65 165L66 162H64L63 158L59 157L58 153L54 155V152H52L53 149L56 147L55 149H58V148L61 149V151L59 149L58 151L56 150L57 152H60L59 154L61 155L62 153L66 151L65 146L61 144H59V147H58V144H55L54 146L52 145L48 146L51 142V138L45 132L44 128L46 127L45 129H47L49 125H53ZM131 128L134 130V134H136L137 132H136L135 124H132ZM214 135H217L219 136V138H222V139L221 140L219 139L220 141L213 139ZM47 141L49 142L48 144H47ZM212 142L218 144L219 147H217L216 144H212ZM118 143L119 142H117V144L115 143V145H118ZM45 144H47L46 145L47 147H50V148L54 147V148L48 149L45 146ZM113 144L114 143L108 144L107 146L108 150L106 148V152L108 154H109V150L112 152L113 149L115 148V145L113 146ZM213 150L216 151L217 153L216 152L214 153ZM52 153L54 156L52 155ZM212 155H214L213 156L214 158L212 157ZM57 156L60 159L58 162L56 161ZM53 159L55 160V162ZM217 160L222 162L221 167L219 169H217L216 167ZM47 164H49L48 166L50 167L56 166V168L58 167L61 170H57L58 168L53 169L52 171L53 173H52L48 169ZM44 165H46L47 173L45 172ZM29 166L31 168H28ZM28 169H31V170L29 171ZM32 169L35 172H32ZM43 169H44V172H43ZM55 171L56 172L62 171V174H60V172L55 173ZM66 171H69V172H66ZM67 173L69 174V176L67 175ZM56 174H58V176H56ZM53 176H54V179H53ZM101 176L106 180L107 178L105 177L106 175L104 176L103 174ZM103 178H102V181H105ZM144 178L145 176L141 180V183L144 182ZM146 178H149L148 183L150 184L151 175L149 174V176H147ZM70 179H71V182L68 181ZM183 179L185 181L184 183L182 182ZM44 180L45 182H43ZM51 181L52 182L54 181V183H52V186L54 187L52 188V192L54 196L50 194L51 188H49V186L52 187ZM111 182L112 180H110V183ZM113 182L111 183L112 185L108 186V188L106 189V192L111 194L110 195L111 203H113V200L116 198V201L114 200V203L111 204L112 206L111 208L112 209L116 208L115 210H117L118 198H117V193L115 190L116 182L114 180ZM192 182H194L195 185L192 184ZM149 184H148V187L151 185ZM211 184L213 185L211 186ZM57 185H60V186L57 188ZM67 186H68V190H66ZM162 186L164 185H160L161 189H163ZM46 187H48L49 189ZM84 188L86 189L87 192L85 191ZM91 190H93L94 192ZM45 191L46 193L44 194ZM138 191L140 193V190H137L136 192ZM54 192H56L57 194ZM113 192L115 193L114 195H116L115 198H113L114 195L112 197ZM126 193L133 194L130 191ZM48 194L51 196H49ZM40 195H44V196L41 197ZM69 196H70V199H69ZM76 196H77V199H76ZM56 198L58 199L60 198L59 201ZM257 200L260 201V203ZM63 201H66V203H63ZM55 202H58V203H55ZM79 203H81V199L79 200ZM256 203H257V207L256 206L254 207ZM49 204L52 205L51 208ZM259 205L261 206L260 209H259ZM249 207L250 208L254 207V209L255 208L257 209L256 211H254V209L251 208L252 209V210L250 209L252 211L251 212L249 210ZM70 209L74 214L71 213V211H68ZM76 211H77V214H76ZM253 212H255L256 214L253 215L254 214ZM64 213H66L67 215ZM94 213L95 212L92 208V216L94 217V220L95 219L97 220L96 214ZM258 213L260 214L258 215ZM70 214L75 215V217L71 216ZM112 214L113 215L106 220H111V225L114 228V226H118L120 224L121 218L117 214V211L115 212L116 215L114 213ZM69 216H71L72 218ZM255 217H257L258 219ZM245 219H246V222H244ZM86 223L90 225L89 221L83 222V224H86ZM148 224H150L149 221H148ZM51 230L52 232H50ZM66 233L62 232V235H64L63 237H66L65 238L66 240L63 238L65 241H67V239L69 241L70 238H71L70 242L76 239L72 234H70V232H68L67 234ZM117 235L119 236V234ZM47 236L48 238H46ZM45 238L48 240H46ZM52 238H54L53 239L54 241L52 240L51 242ZM43 241L46 242V244L43 243Z\"/></svg>", "mask_w": 264, "mask_h": 264}]
</instances>
